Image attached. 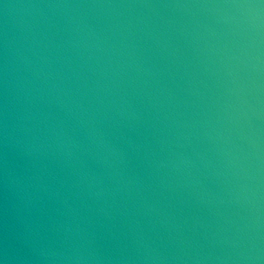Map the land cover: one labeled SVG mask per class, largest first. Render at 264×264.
Listing matches in <instances>:
<instances>
[{
	"label": "water",
	"instance_id": "water-1",
	"mask_svg": "<svg viewBox=\"0 0 264 264\" xmlns=\"http://www.w3.org/2000/svg\"><path fill=\"white\" fill-rule=\"evenodd\" d=\"M0 264H264V0H0Z\"/></svg>",
	"mask_w": 264,
	"mask_h": 264
}]
</instances>
